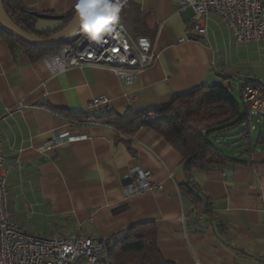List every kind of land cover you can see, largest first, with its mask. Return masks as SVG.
Segmentation results:
<instances>
[{"label":"crops","instance_id":"0c3cea01","mask_svg":"<svg viewBox=\"0 0 264 264\" xmlns=\"http://www.w3.org/2000/svg\"><path fill=\"white\" fill-rule=\"evenodd\" d=\"M14 1L37 14L65 17L79 2ZM119 3L132 38L148 39L155 56L133 85L101 66L52 74L43 58L31 61L0 40L1 173L10 219L43 238L107 241L154 222L166 262L264 264V116L250 124V152L240 157L238 150L229 156L237 161L193 174L200 200L182 192L188 183L184 159L156 132L140 131L134 154L116 141L114 129L76 119L105 109H163L193 90L220 84L240 96L247 80L264 84V41L237 43L216 16L208 19L206 38L188 39L194 13L179 11L178 0ZM102 97L105 105H91ZM56 131L85 139L47 152L45 143ZM138 171L150 172L160 190L128 195L126 187Z\"/></svg>","mask_w":264,"mask_h":264},{"label":"built area","instance_id":"2783aa9c","mask_svg":"<svg viewBox=\"0 0 264 264\" xmlns=\"http://www.w3.org/2000/svg\"><path fill=\"white\" fill-rule=\"evenodd\" d=\"M179 11L190 8L193 13L192 27L187 38L196 40L207 37L210 16L220 18L228 25L239 44L264 41V0H178ZM119 19L110 24V32L99 40L88 37L83 26L76 36L58 52L43 58L52 74L64 73L85 65L110 69L127 85H133L138 75L150 68L155 61L152 44L148 39H134ZM244 102L249 106L251 124L256 116H264V93L246 85L242 89ZM106 98H97L92 106L105 105ZM90 124L89 122H84ZM67 132H54L45 143L47 152L63 144L84 140ZM5 159L0 131V264H98L106 255L107 240L85 237L43 238L22 231L9 213V190L6 177L1 173ZM160 190L152 181L150 172L138 171L126 187L128 195Z\"/></svg>","mask_w":264,"mask_h":264},{"label":"trees","instance_id":"16d2710c","mask_svg":"<svg viewBox=\"0 0 264 264\" xmlns=\"http://www.w3.org/2000/svg\"><path fill=\"white\" fill-rule=\"evenodd\" d=\"M10 19L22 30L32 33L36 17L21 3L3 0ZM76 12V11H75ZM75 12L67 16L68 24ZM0 40L12 51L25 52L31 61L42 59L58 52L28 46L0 28ZM250 85L264 93V84L247 80L240 88L239 101L231 90L223 85L202 87L178 97L167 108L157 110L126 109L115 113L105 109L94 115H80L76 119L114 129L116 141L123 142L134 153L136 136L143 129H150L164 138L184 159L188 183L181 190L194 200H200L193 183V174L210 171L237 160L227 156L221 149V141L245 126L239 146L240 157L251 151L249 106L244 102L242 89ZM66 118H71L64 115ZM135 154V153H134ZM106 256L98 264H172L166 262L158 248V229L154 222H144L125 234L108 241Z\"/></svg>","mask_w":264,"mask_h":264},{"label":"water","instance_id":"95a60500","mask_svg":"<svg viewBox=\"0 0 264 264\" xmlns=\"http://www.w3.org/2000/svg\"><path fill=\"white\" fill-rule=\"evenodd\" d=\"M36 22L32 33L17 26L7 15L3 0H0V28L22 43L33 48L55 50L70 42L82 28V19L77 10L66 24L65 16L35 14Z\"/></svg>","mask_w":264,"mask_h":264},{"label":"clouds","instance_id":"9594fccd","mask_svg":"<svg viewBox=\"0 0 264 264\" xmlns=\"http://www.w3.org/2000/svg\"><path fill=\"white\" fill-rule=\"evenodd\" d=\"M122 5L119 0H79L77 12L82 19L85 34L93 40H99L103 33L110 32V24L118 19Z\"/></svg>","mask_w":264,"mask_h":264},{"label":"rangeland","instance_id":"374dc122","mask_svg":"<svg viewBox=\"0 0 264 264\" xmlns=\"http://www.w3.org/2000/svg\"><path fill=\"white\" fill-rule=\"evenodd\" d=\"M238 91L235 90L233 94L234 98L236 101H239V96H238ZM253 124H257L255 121H253ZM264 128V125H262ZM245 126H241L238 128V130L232 134H230V136L227 139H224L223 141H221V145H220V149L227 155V156H231L234 152H237L239 150V146L242 144L243 140V136L240 135V133L244 130ZM259 134V131L254 132L252 134V136L257 137V135Z\"/></svg>","mask_w":264,"mask_h":264}]
</instances>
